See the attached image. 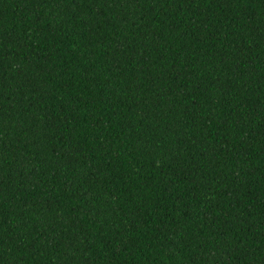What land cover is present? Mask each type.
Listing matches in <instances>:
<instances>
[{"label":"trees","instance_id":"trees-1","mask_svg":"<svg viewBox=\"0 0 264 264\" xmlns=\"http://www.w3.org/2000/svg\"><path fill=\"white\" fill-rule=\"evenodd\" d=\"M0 264H264V0H0Z\"/></svg>","mask_w":264,"mask_h":264}]
</instances>
